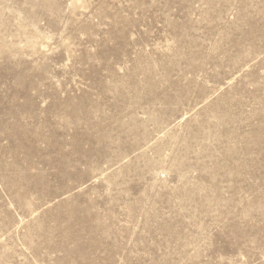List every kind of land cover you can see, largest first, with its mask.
<instances>
[{"label": "rangeland", "instance_id": "obj_1", "mask_svg": "<svg viewBox=\"0 0 264 264\" xmlns=\"http://www.w3.org/2000/svg\"><path fill=\"white\" fill-rule=\"evenodd\" d=\"M0 264H264V0H0Z\"/></svg>", "mask_w": 264, "mask_h": 264}]
</instances>
